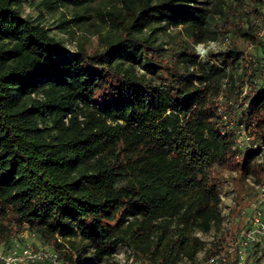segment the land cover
<instances>
[{"label": "trees", "instance_id": "16d2710c", "mask_svg": "<svg viewBox=\"0 0 264 264\" xmlns=\"http://www.w3.org/2000/svg\"><path fill=\"white\" fill-rule=\"evenodd\" d=\"M34 1L80 23L97 0ZM118 2L97 13V49L71 55L25 0H0V246L23 230L70 264L121 246L196 264L197 233L223 222L219 169L236 171L240 198L244 176H263L264 2Z\"/></svg>", "mask_w": 264, "mask_h": 264}, {"label": "rangeland", "instance_id": "374dc122", "mask_svg": "<svg viewBox=\"0 0 264 264\" xmlns=\"http://www.w3.org/2000/svg\"><path fill=\"white\" fill-rule=\"evenodd\" d=\"M119 0H97L91 9L84 13L85 16L89 17V20H85L83 22L77 23L75 22L73 13L70 9L62 8L58 10H54L52 12H44L43 14L40 12V9L37 8V4L34 0H25L24 6H23V15L24 17L31 19L35 22H39L42 24H45L47 28H49L52 31V34L57 37V39L62 42L64 50L74 55L77 53L80 46H83L87 49L88 52H93L97 49L99 46V32H105L103 28V24L100 21L97 13L100 10H107L110 6L117 5ZM264 2V0H263ZM260 4V3H259ZM67 24V22H69ZM64 23L62 26L61 24ZM259 24L263 27V38H264V17L259 21ZM166 32L163 34V40H167ZM213 44L216 45L215 50L209 49V43L204 45L205 49H209L206 52V55L201 56L199 52L198 55L201 59H205L206 56L210 52L217 53L220 49L226 47V42H213ZM230 127L233 126L232 123L229 124ZM236 161L239 162L237 159ZM236 175V171H231L228 169H219V180H218V187H220L221 194L225 197V200L223 201L222 209H228L230 204H232V196H233V190L228 188L227 186L230 184V182H233L232 177ZM243 186V189L249 190L242 182L241 184ZM234 192L238 196L239 192L236 188V185H234ZM250 193L245 194L244 198L237 197L236 200V207L239 208H246L248 209L250 207V203H252L254 200H256L257 206L262 210L264 213V201L261 200L258 196L255 195V193H252L251 190H249ZM238 210L236 209L234 211L235 215H237ZM244 226V222L242 223ZM239 231L236 230L233 232V234H237ZM222 224L219 228L212 229L209 233H207L204 238L206 240H210L212 237H216V239L219 241H223L226 237L223 238L222 236ZM225 236V235H224ZM209 242V241H208ZM19 244V246H25L27 244L34 247L36 250H43L46 253H57L58 251L53 248V245H47L43 244L38 238H33L28 234V232L21 231L19 234L13 237L10 244L5 245L3 244L0 246V252L9 250L15 245ZM219 245V244H217ZM216 245V246H217ZM203 251H201L198 255L196 264H204L206 263V259L208 257V252L210 251V248H206ZM220 248H212V250L218 251ZM62 252V251H61ZM264 256V248H253L248 253V257L244 262H239L237 260L233 261L231 264H261L262 259ZM87 259H89V255L86 256ZM60 261L62 264H70L68 263L63 256H60ZM46 263L48 261H45ZM43 263V262H40ZM51 264V263H50ZM86 264H143L140 261H136L131 253V250L126 246H121L116 256L110 261L106 263H96L95 261L91 260L90 262H87Z\"/></svg>", "mask_w": 264, "mask_h": 264}, {"label": "built area", "instance_id": "2783aa9c", "mask_svg": "<svg viewBox=\"0 0 264 264\" xmlns=\"http://www.w3.org/2000/svg\"><path fill=\"white\" fill-rule=\"evenodd\" d=\"M248 132L246 126L242 125L237 137V142L240 147L250 143ZM253 149L257 150L255 156L256 162L263 168V176L258 181L254 175H247L244 176L243 182L252 193H255L256 196L264 201V145L260 147L253 146ZM227 187L233 190L234 194L231 200L232 204H230L229 208L222 209V236L226 238L219 243L215 236L210 238V240H206L204 236L207 233H197V236L205 243L206 248L208 247L210 250L212 248H220L218 251L214 250V253L207 257L206 263L204 264H231L235 260L244 262L251 249L264 248V213L257 206L256 200L250 203L248 209L236 207L237 195L234 192V183L230 182ZM220 195L223 203L225 197L221 192ZM222 207L223 205L221 204ZM236 209L238 210L237 215L234 213ZM243 222L245 223L244 226L242 224ZM236 230L239 232L233 234ZM32 237L35 238L34 235ZM45 261L51 264H62L58 253L48 254L41 249H34L29 244L25 246H19L17 244L9 250L0 252V264H34ZM261 264H264V256Z\"/></svg>", "mask_w": 264, "mask_h": 264}, {"label": "clouds", "instance_id": "9594fccd", "mask_svg": "<svg viewBox=\"0 0 264 264\" xmlns=\"http://www.w3.org/2000/svg\"><path fill=\"white\" fill-rule=\"evenodd\" d=\"M215 48H216V45L210 42V43H209V49H211V50H215ZM209 49H205V47H204L203 44L197 45V52H199V53L201 54V56L206 55V52H207Z\"/></svg>", "mask_w": 264, "mask_h": 264}, {"label": "crops", "instance_id": "0c3cea01", "mask_svg": "<svg viewBox=\"0 0 264 264\" xmlns=\"http://www.w3.org/2000/svg\"><path fill=\"white\" fill-rule=\"evenodd\" d=\"M204 249H205V248H204ZM213 251H214V250H212V251L210 250V251L208 252V256H209V254H212V253H213Z\"/></svg>", "mask_w": 264, "mask_h": 264}]
</instances>
